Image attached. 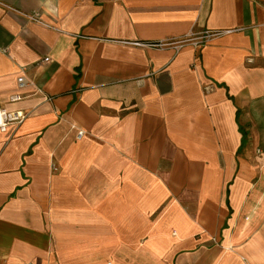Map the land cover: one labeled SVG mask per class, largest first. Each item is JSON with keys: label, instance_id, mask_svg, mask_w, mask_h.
<instances>
[{"label": "crops", "instance_id": "obj_1", "mask_svg": "<svg viewBox=\"0 0 264 264\" xmlns=\"http://www.w3.org/2000/svg\"><path fill=\"white\" fill-rule=\"evenodd\" d=\"M0 108V264H264V0H0Z\"/></svg>", "mask_w": 264, "mask_h": 264}, {"label": "built area", "instance_id": "obj_2", "mask_svg": "<svg viewBox=\"0 0 264 264\" xmlns=\"http://www.w3.org/2000/svg\"><path fill=\"white\" fill-rule=\"evenodd\" d=\"M28 17L29 20L31 21H35V22H38V23H44L43 22V19H42V16L40 14V12H37V11H34L30 14H27L26 15ZM213 36V34H206V36H203V40H208L209 38H211ZM201 39L200 40H196L194 41L193 39L191 38H184L182 40H179V41H176V42H171L173 44H178V43H185V42H190L193 40V43L195 45H198L200 43L203 42V40ZM167 42H159V43H151L149 44L150 46H154V47H162L164 45H166ZM50 60L49 57H46L44 59V62H48ZM32 82H30L25 75H22L19 77L18 79V86L20 88H24L28 85H31ZM21 99V96L19 94H14L11 96V101H18ZM48 101H51L52 100V97H48L47 98ZM25 119V115L22 113V112H8L7 110L5 109H1L0 108V128L5 130L6 129V126H7V123L8 122H15V123H22ZM85 131L84 130H78L77 132V138L78 139H81L84 135H85ZM55 170H57L56 167H54Z\"/></svg>", "mask_w": 264, "mask_h": 264}]
</instances>
